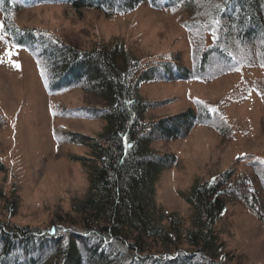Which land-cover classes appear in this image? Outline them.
<instances>
[{
	"label": "trees",
	"instance_id": "16d2710c",
	"mask_svg": "<svg viewBox=\"0 0 264 264\" xmlns=\"http://www.w3.org/2000/svg\"><path fill=\"white\" fill-rule=\"evenodd\" d=\"M145 1L156 7L182 5L191 15L200 14L194 21L219 20L215 41L189 66L178 55L142 60L117 39L82 47L11 18L20 5L33 2H67L75 10L91 8L109 16ZM0 9L2 32L42 61L47 92L78 88L85 95L87 103L62 107L61 114L105 120L97 135L63 131L67 141L89 148L87 154H68L85 168L86 191L71 200L68 211L56 213L59 222L32 225L0 218V264H226L231 249L216 224L229 202L241 203L264 223V161L248 155L251 175L228 168L179 191L190 206L188 222L158 206L156 180L177 157L155 150L152 142L185 137L198 124L214 125L222 136L228 129L204 104L146 118L154 102L139 93V84L204 78L214 70L207 66L211 57L219 61L216 69L228 70L244 60L264 66V0H0ZM249 45L257 53L240 57L239 48ZM4 167L0 160V170ZM0 199L2 209L14 216L17 189H0ZM232 258L234 264H247L238 254Z\"/></svg>",
	"mask_w": 264,
	"mask_h": 264
},
{
	"label": "rangeland",
	"instance_id": "374dc122",
	"mask_svg": "<svg viewBox=\"0 0 264 264\" xmlns=\"http://www.w3.org/2000/svg\"><path fill=\"white\" fill-rule=\"evenodd\" d=\"M196 17L200 14L191 15L182 5L156 7L146 1L109 16L91 8L75 10L67 2H33L11 13L18 25L47 29L82 47L117 39L142 60L178 55L189 66L218 34L215 20L194 21ZM2 26L0 9V160L5 165L0 170V189L16 188L20 203L17 213L9 217L0 199V218L48 225L59 222L56 213L68 211L71 200L82 196L88 184L84 166L68 154H87L89 148L67 141L63 131L97 135L105 120L62 115V107L87 103L82 90L48 93L42 61L14 45ZM238 53L250 57L257 51L255 45H249ZM217 61L211 57L207 66L214 70L204 78L139 84V93L154 102L146 118L204 104L228 129L227 136H222L214 125L198 124L185 137L151 144L155 150L171 151L177 157L176 164L158 175L156 204L177 211L186 222L190 206L179 191L190 189L196 178L228 168L251 175L248 155L264 161V66L244 60L222 70L216 69ZM216 227L231 249L226 264H234L232 257L237 254L247 264H264V223L253 212L241 203L229 202Z\"/></svg>",
	"mask_w": 264,
	"mask_h": 264
},
{
	"label": "snow or ice",
	"instance_id": "6c2138e0",
	"mask_svg": "<svg viewBox=\"0 0 264 264\" xmlns=\"http://www.w3.org/2000/svg\"><path fill=\"white\" fill-rule=\"evenodd\" d=\"M224 2H225V4H227V3H230V0H224ZM217 7L219 8V5H217ZM216 22H217V23H220L219 20H217Z\"/></svg>",
	"mask_w": 264,
	"mask_h": 264
}]
</instances>
